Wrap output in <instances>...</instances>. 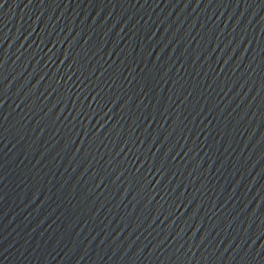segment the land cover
<instances>
[{"label":"water","instance_id":"95a60500","mask_svg":"<svg viewBox=\"0 0 264 264\" xmlns=\"http://www.w3.org/2000/svg\"><path fill=\"white\" fill-rule=\"evenodd\" d=\"M0 264H264V0H0Z\"/></svg>","mask_w":264,"mask_h":264}]
</instances>
